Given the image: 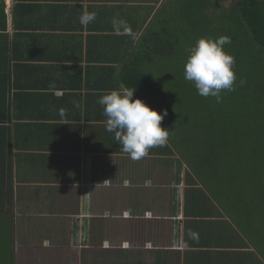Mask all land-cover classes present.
Returning <instances> with one entry per match:
<instances>
[{
    "label": "crops",
    "instance_id": "1",
    "mask_svg": "<svg viewBox=\"0 0 264 264\" xmlns=\"http://www.w3.org/2000/svg\"><path fill=\"white\" fill-rule=\"evenodd\" d=\"M8 1L1 32L7 52L12 59L17 48L30 44L32 50L26 59L0 61V79L11 78L12 90L4 118L0 111V233L8 219L12 237L0 256L9 257L4 263L22 262L24 246L55 254L79 227L82 245L99 244L82 248L81 264H244L233 245L193 244L184 235L185 222L200 228L199 218L183 211L187 168L170 140L133 160L106 130L98 100L130 88L122 79L141 34L140 20L153 3L22 0L26 12L12 22L13 0ZM85 13L95 14L86 25L80 21ZM170 125L162 123L171 130ZM163 215L171 219H157ZM218 217L209 219H227ZM158 222L171 223L169 235L153 234ZM115 223L128 224L135 235L126 234L116 245L104 236L98 241Z\"/></svg>",
    "mask_w": 264,
    "mask_h": 264
},
{
    "label": "trees",
    "instance_id": "2",
    "mask_svg": "<svg viewBox=\"0 0 264 264\" xmlns=\"http://www.w3.org/2000/svg\"><path fill=\"white\" fill-rule=\"evenodd\" d=\"M21 3L13 0L12 22L26 12ZM5 9L0 0V61L9 63L1 33L7 26ZM153 9L147 6L140 20L141 34L122 81L150 108L167 110L162 123L179 128L169 140L187 168L183 211L199 218L200 226L185 222L184 235L193 244L233 245L244 264H264V1L165 0L151 14ZM205 36L231 38L224 49L235 58L236 80L232 90L221 91L219 101L199 95L184 78L189 49ZM31 50L30 44L17 48L11 61L28 58ZM1 79L4 118L12 90L11 78ZM218 216L227 219H209Z\"/></svg>",
    "mask_w": 264,
    "mask_h": 264
},
{
    "label": "clouds",
    "instance_id": "3",
    "mask_svg": "<svg viewBox=\"0 0 264 264\" xmlns=\"http://www.w3.org/2000/svg\"><path fill=\"white\" fill-rule=\"evenodd\" d=\"M94 19V13L80 17L85 25ZM230 43L228 36H205L189 49L184 78L194 84L199 95L215 97L219 101L222 90H232L236 80L235 58L224 49ZM135 91L134 87L111 90L103 94L98 103L103 106L107 118L106 130L115 133L124 153L133 160H140L150 149L165 145L172 130L162 127L167 110L158 112L141 99H133Z\"/></svg>",
    "mask_w": 264,
    "mask_h": 264
},
{
    "label": "rangeland",
    "instance_id": "4",
    "mask_svg": "<svg viewBox=\"0 0 264 264\" xmlns=\"http://www.w3.org/2000/svg\"><path fill=\"white\" fill-rule=\"evenodd\" d=\"M149 1H151L153 3V6L156 7V6L160 5L165 0H149ZM172 123H174V122H172ZM171 130H172L174 136H175L176 132H178V133L180 132L179 128H177V131H175L176 128L175 129H171ZM183 145H182V147H183ZM174 156H175V154H174ZM177 156L179 157V154ZM170 162L172 163L173 161H170ZM175 196H178V195L175 194ZM175 200H179V197L175 198ZM149 212H152V211H149ZM164 212L166 214V211H164ZM44 215L48 216V214H44ZM157 217H158L157 218L158 220L160 218H163V219H161L162 221H164V220L165 221H169L171 219V217H169L168 215H166V216L165 215L157 216ZM113 218H114V216H113ZM237 219H238V216H235V220H237ZM7 220L8 219H5V221L2 222L3 223V228H5V229H3V233H2V235L4 236L3 243L5 245L3 246V244H0V256H1V253H2L3 250H4V253H5V252L8 251L7 248H9L11 246L10 241H11L12 237H11V230L9 229L10 228L9 227L10 223ZM237 222L243 223L244 221L239 218L237 220ZM165 224H166L165 227H163L161 225L159 226V222H158L156 229L153 228V230H154L153 234L154 235L155 234L164 235V236L165 235H169V230L168 229H169V225L171 226V223L170 222H166ZM111 228H112V232H109V233L107 232V233H104V234L101 233L100 237L98 238V241L102 240V237L104 236V240L107 243H109L110 245H116V244H118L119 239L120 238H124V236H126V234L134 236L135 233H136V232H131V231L129 232V225L128 224L125 227L124 226L120 227V226H118V224L115 223V224H112ZM118 228L121 229V231ZM124 228H125V231H123ZM82 234H83V231H79V227L77 228V231L74 230L71 233V235L68 234L69 238L72 237V236H73V238L71 240H69L70 242L68 244H64L63 243L60 248H57V251L55 252V254H54V252L52 254H50L49 251H47L46 249L42 250V249L35 248V247L32 249V247L24 246L22 248V254H21V256L23 258V261L22 262L19 261L17 264H22L23 262H25L23 264H81L78 258L82 256V255L79 256L80 253H84L85 252L84 250L81 252L82 248H89L90 250H92L95 246L99 245V244H97L95 246H92L90 242H88L87 246L82 245L80 243V236H82ZM77 235L79 237L78 241L74 242V239L76 238L75 236H77ZM131 237H129V238H131ZM173 239L176 242L177 239H175L174 236H173ZM167 240L170 241V237L167 238ZM28 242L29 241L25 240L24 245L28 244ZM59 251L61 252V254H58V256L56 257V255H57V253ZM26 253H29V254L26 255ZM38 253H39V257L37 256ZM66 258L68 260H66ZM4 259L9 260V257H6V258L0 257V264H8V263H4L3 262Z\"/></svg>",
    "mask_w": 264,
    "mask_h": 264
},
{
    "label": "flooded vegetation",
    "instance_id": "5",
    "mask_svg": "<svg viewBox=\"0 0 264 264\" xmlns=\"http://www.w3.org/2000/svg\"><path fill=\"white\" fill-rule=\"evenodd\" d=\"M218 1L222 2L224 4H229V3L233 2V1H240V0H218ZM260 1H264V0H260Z\"/></svg>",
    "mask_w": 264,
    "mask_h": 264
}]
</instances>
